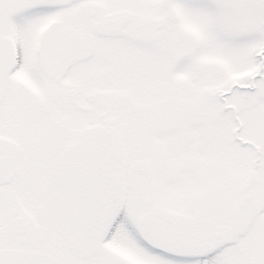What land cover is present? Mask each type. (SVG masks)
<instances>
[{
	"label": "snow or ice",
	"instance_id": "snow-or-ice-1",
	"mask_svg": "<svg viewBox=\"0 0 264 264\" xmlns=\"http://www.w3.org/2000/svg\"><path fill=\"white\" fill-rule=\"evenodd\" d=\"M0 264H264V0H0Z\"/></svg>",
	"mask_w": 264,
	"mask_h": 264
}]
</instances>
